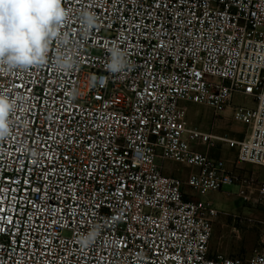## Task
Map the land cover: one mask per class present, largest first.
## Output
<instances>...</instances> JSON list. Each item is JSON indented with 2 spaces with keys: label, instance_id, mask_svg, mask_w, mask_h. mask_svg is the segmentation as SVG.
<instances>
[{
  "label": "built area",
  "instance_id": "built-area-1",
  "mask_svg": "<svg viewBox=\"0 0 264 264\" xmlns=\"http://www.w3.org/2000/svg\"><path fill=\"white\" fill-rule=\"evenodd\" d=\"M62 5L44 63L0 65V95L13 104L0 137V264H264V220L202 199L236 186L264 210V180L209 154L223 146L264 168V0ZM113 51L120 72L107 69ZM189 106L216 117L232 106L244 137L192 127ZM166 162L187 178L165 175ZM222 214L262 226L248 258L210 254Z\"/></svg>",
  "mask_w": 264,
  "mask_h": 264
},
{
  "label": "clouds",
  "instance_id": "clouds-1",
  "mask_svg": "<svg viewBox=\"0 0 264 264\" xmlns=\"http://www.w3.org/2000/svg\"><path fill=\"white\" fill-rule=\"evenodd\" d=\"M66 15L62 0H0V65L13 70L44 63L50 40ZM83 18L89 27L96 22L91 13ZM125 66L123 55L113 51L107 69L115 73ZM57 67L70 68L71 62L59 60ZM12 107L8 97L0 95V137L9 133Z\"/></svg>",
  "mask_w": 264,
  "mask_h": 264
},
{
  "label": "rangeland",
  "instance_id": "rangeland-1",
  "mask_svg": "<svg viewBox=\"0 0 264 264\" xmlns=\"http://www.w3.org/2000/svg\"><path fill=\"white\" fill-rule=\"evenodd\" d=\"M234 103L239 106H253L251 101L245 100L241 97H235ZM220 119L216 117L212 109L204 106H189L188 121L192 127H196L201 131L211 133L215 136L228 135L230 138L242 139L246 132V128L239 123L231 121L229 126L223 129H217L215 120ZM200 151H205L204 147L199 148ZM211 157H224L231 154V159L234 165L238 163L236 150H229L225 147L218 146L216 149L209 152ZM162 164V163H161ZM165 169L172 167L171 162L163 164ZM248 165V164H247ZM177 169L186 172L182 165H175ZM250 170L242 171L247 172L250 176L255 177L257 180H264V168L253 167L248 165ZM253 170H259L258 174ZM167 174V171L165 172ZM261 178V179H260ZM238 188L236 186H226L221 193H209L202 197L205 201H212L220 211H227L232 215H239L241 217H250L256 221L264 219V213L256 214L252 208L248 207L241 199L237 197ZM262 211L261 209H259ZM226 218V227L214 223L213 235L210 241V249L218 250L221 253H226L227 257L246 258L252 254L256 249L261 247V232L262 226L256 224L255 226L248 224H236L233 222L232 217H226L224 214L220 215ZM219 218L217 219L219 221Z\"/></svg>",
  "mask_w": 264,
  "mask_h": 264
},
{
  "label": "crops",
  "instance_id": "crops-1",
  "mask_svg": "<svg viewBox=\"0 0 264 264\" xmlns=\"http://www.w3.org/2000/svg\"><path fill=\"white\" fill-rule=\"evenodd\" d=\"M236 105V104H235ZM233 111H232V106L229 107L221 116H220V119H217L215 120V124L217 126V129H223L225 126H229V124L231 123V121H233ZM223 147V146H222ZM226 148V147H225ZM199 150V148H197ZM228 149V148H227ZM230 150V149H229ZM215 158L217 159H222L224 160L225 164H226V167L229 171L233 172V173H236V174H245V175H249L247 172H242L244 170H250V168L248 167L247 164H242L240 162L236 163V165H234V162L233 160L231 159V154H228V156H224V157H216ZM172 164V167L169 168V169H165V166H164V174L165 172L167 171V176H174V177H177V178H180V179H183L185 180L189 174V169H187L186 172H182L181 169H177V167H175V165H178V164H175V163H171ZM255 167V166H253ZM259 170H253L254 173L258 174ZM259 175V174H258ZM261 179V178H260ZM253 211L256 212V214H259V213H264V210L260 211V210H255L253 209ZM221 212H224V213H229L227 211H221ZM232 215V213H229ZM264 220V219H263ZM215 222H217L216 224L218 225H221V227L225 228L227 225V220L226 218H223L221 217V219L219 218V221L216 220ZM262 233V232H261ZM217 253H221L220 251H218L217 249L216 250H211L210 249V254L211 255H215ZM226 256V253H222ZM251 255V254H250ZM250 255H248L246 258H248Z\"/></svg>",
  "mask_w": 264,
  "mask_h": 264
}]
</instances>
